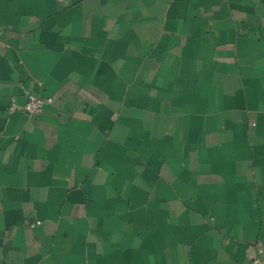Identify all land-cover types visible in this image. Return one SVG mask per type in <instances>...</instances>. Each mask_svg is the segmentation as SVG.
Segmentation results:
<instances>
[{
    "label": "crops",
    "instance_id": "crops-1",
    "mask_svg": "<svg viewBox=\"0 0 264 264\" xmlns=\"http://www.w3.org/2000/svg\"><path fill=\"white\" fill-rule=\"evenodd\" d=\"M260 252L264 0H0V264Z\"/></svg>",
    "mask_w": 264,
    "mask_h": 264
},
{
    "label": "built area",
    "instance_id": "built-area-1",
    "mask_svg": "<svg viewBox=\"0 0 264 264\" xmlns=\"http://www.w3.org/2000/svg\"><path fill=\"white\" fill-rule=\"evenodd\" d=\"M47 101L42 99L36 94L29 93L27 95V101L23 106L13 102L9 108V115H13L16 112L22 111L31 118L39 117L44 113L45 105ZM41 222L32 224L31 227L40 225ZM251 264H264V254L260 252L259 255L251 262Z\"/></svg>",
    "mask_w": 264,
    "mask_h": 264
}]
</instances>
